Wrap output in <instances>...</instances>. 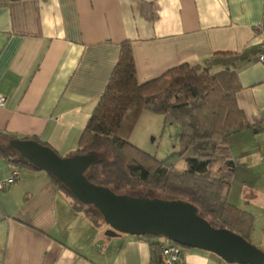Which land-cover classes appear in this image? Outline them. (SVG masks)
<instances>
[{"label": "crops", "instance_id": "crops-1", "mask_svg": "<svg viewBox=\"0 0 264 264\" xmlns=\"http://www.w3.org/2000/svg\"><path fill=\"white\" fill-rule=\"evenodd\" d=\"M124 41L140 83L217 52L242 59L236 102L255 131L228 138V201L253 217L250 239L264 253V0H0V134L72 155ZM9 170L0 157V180ZM18 171L0 191V264H149L144 239L106 236L109 227L76 210L44 172Z\"/></svg>", "mask_w": 264, "mask_h": 264}, {"label": "trees", "instance_id": "trees-1", "mask_svg": "<svg viewBox=\"0 0 264 264\" xmlns=\"http://www.w3.org/2000/svg\"><path fill=\"white\" fill-rule=\"evenodd\" d=\"M241 61L234 53L217 52L199 64H181L140 83L130 43L122 42L108 84L97 98L77 148L70 156L98 157L85 174L94 185L120 195H124L123 191L149 190L169 200H182L196 207L198 215L212 228L227 229L250 243L253 217L228 201L235 172L228 138L242 131H255L236 102ZM145 112L162 116L165 122L178 126L182 156L198 143L214 144L209 150L200 151L197 157L188 158L187 170L165 167L129 142L139 117ZM12 139L19 138L0 134V157L7 166L39 171L9 147ZM35 141L50 147L43 141ZM45 174L92 223L103 221L95 208L80 203L55 177ZM85 208H93L95 213ZM140 238L149 244V264H160L162 245L171 242L163 236Z\"/></svg>", "mask_w": 264, "mask_h": 264}, {"label": "water", "instance_id": "water-1", "mask_svg": "<svg viewBox=\"0 0 264 264\" xmlns=\"http://www.w3.org/2000/svg\"><path fill=\"white\" fill-rule=\"evenodd\" d=\"M9 147L37 170L55 177L80 203L95 208L109 227L108 237L163 236L184 249L211 253L227 264H264L260 249L227 229L212 228L190 203L135 198L90 183L85 174L97 156L60 157L32 139H12Z\"/></svg>", "mask_w": 264, "mask_h": 264}, {"label": "rangeland", "instance_id": "rangeland-1", "mask_svg": "<svg viewBox=\"0 0 264 264\" xmlns=\"http://www.w3.org/2000/svg\"><path fill=\"white\" fill-rule=\"evenodd\" d=\"M129 142L132 145H134L136 148L145 152L146 154L155 157L157 160L161 162L163 166L171 167L176 171L187 170L188 169L187 159L192 157L194 158L197 157L200 151L201 152L206 151V149H204V151L201 150L203 148L202 145H209V147H212V145L214 144L211 141L198 143L196 146L189 149L188 152L182 156L181 146L179 143L178 126L172 122H165L162 116L154 115L148 112L142 113L141 116L139 117L135 125V128L129 137ZM123 192L124 195L135 198H141L147 200H152V199L167 200V198H165V196H163L161 193L151 192L149 190L148 191L143 190L137 192H131V191H123ZM87 209L88 211L95 213L93 208H87ZM107 231H109V228ZM250 243L255 247H257L253 243V241H251V239H250ZM183 250L198 251L219 259L222 264H227L219 257L208 252H204L196 249H184V248Z\"/></svg>", "mask_w": 264, "mask_h": 264}, {"label": "built area", "instance_id": "built-area-1", "mask_svg": "<svg viewBox=\"0 0 264 264\" xmlns=\"http://www.w3.org/2000/svg\"><path fill=\"white\" fill-rule=\"evenodd\" d=\"M259 62L264 61V42L259 46V53L257 56ZM6 104V97L0 95V108ZM19 177L17 169H10L5 179L0 180V191L7 189L13 185ZM160 264H186L183 256V248L173 243L162 245L160 251Z\"/></svg>", "mask_w": 264, "mask_h": 264}]
</instances>
